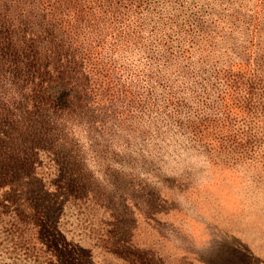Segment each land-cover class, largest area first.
I'll use <instances>...</instances> for the list:
<instances>
[{
  "label": "trees",
  "instance_id": "trees-1",
  "mask_svg": "<svg viewBox=\"0 0 264 264\" xmlns=\"http://www.w3.org/2000/svg\"><path fill=\"white\" fill-rule=\"evenodd\" d=\"M239 1L0 0V191L37 194V232L71 247L47 212L48 178L67 196L115 199L121 233L123 172L151 177L141 183L154 198L153 176L173 154L250 157L264 140V0H246L247 13ZM114 240L144 259L132 240ZM198 252L189 264H219L229 248L208 241Z\"/></svg>",
  "mask_w": 264,
  "mask_h": 264
},
{
  "label": "rangeland",
  "instance_id": "rangeland-1",
  "mask_svg": "<svg viewBox=\"0 0 264 264\" xmlns=\"http://www.w3.org/2000/svg\"><path fill=\"white\" fill-rule=\"evenodd\" d=\"M245 1H239L246 4L243 13L251 10ZM261 38L258 37V41L264 47ZM256 137L250 145L253 153L247 160L225 156L210 158L190 149L178 156L173 154L170 160L163 162L167 169L153 176L158 181L154 189L161 191L159 197L154 194L153 198L151 190L143 192L142 183L148 184L151 177L123 172L129 176L126 181L132 188L119 192L120 196L116 192L119 199L128 198L131 207L121 233L117 232L121 227L117 228L113 220L115 199L111 202L96 197L89 201V197L83 195L67 196L63 185L57 184L58 179L48 178L46 187L53 200L46 201V206L51 208L47 212L56 218V227L63 231L67 245L71 246L65 250L59 249L58 244L63 241L55 238L52 231L42 232L43 227L38 232L35 230L32 216L36 210L28 207L38 209L42 204L36 201L37 194L27 191L29 200L25 203L12 191H0V264H87L88 261L90 264H138L140 259L136 255L115 245L114 238L122 237L140 247L142 251L138 256L144 258L141 263H147L145 257L151 256L153 264H189L188 258L199 254L198 249L205 243L220 241L229 248V254L226 260L224 257L217 263L242 264V258L246 264H251L244 241L251 236L264 242V140ZM200 157H207L221 169L242 172L245 187L241 191L243 206L239 210H229L213 190L199 185L198 178L203 171L197 166ZM88 164L92 171L94 165H102L99 160H86L84 166ZM51 172V175L55 173ZM43 173L50 175L46 170ZM40 197L43 202L45 197ZM101 206L109 209L103 210ZM249 229L253 230L251 234ZM40 233L45 241L39 240ZM77 245L82 247L79 252L75 249ZM89 256L91 258H87ZM212 258L209 255L207 261L206 256V261L199 264H213Z\"/></svg>",
  "mask_w": 264,
  "mask_h": 264
},
{
  "label": "clouds",
  "instance_id": "clouds-1",
  "mask_svg": "<svg viewBox=\"0 0 264 264\" xmlns=\"http://www.w3.org/2000/svg\"><path fill=\"white\" fill-rule=\"evenodd\" d=\"M197 166L203 169L198 178L201 187L213 190L229 210H239L243 206L241 191L245 187L242 172L221 169L207 157H200Z\"/></svg>",
  "mask_w": 264,
  "mask_h": 264
},
{
  "label": "crops",
  "instance_id": "crops-1",
  "mask_svg": "<svg viewBox=\"0 0 264 264\" xmlns=\"http://www.w3.org/2000/svg\"><path fill=\"white\" fill-rule=\"evenodd\" d=\"M252 231H253L252 229H249V234H251ZM259 234H260V232H258V235ZM244 243H243V245H245L247 248L246 250L248 251V256L250 257L251 264H264V251H261V246L264 244L263 240L262 239H254V237L249 236V239L244 241ZM240 257H241V255H240ZM241 263L246 264L242 258H241ZM247 264H249V263H247Z\"/></svg>",
  "mask_w": 264,
  "mask_h": 264
}]
</instances>
